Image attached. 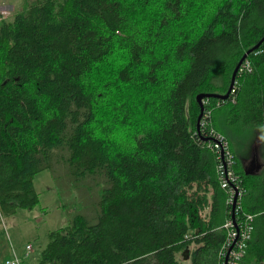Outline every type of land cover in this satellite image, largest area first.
<instances>
[{
    "label": "trees",
    "instance_id": "1",
    "mask_svg": "<svg viewBox=\"0 0 264 264\" xmlns=\"http://www.w3.org/2000/svg\"><path fill=\"white\" fill-rule=\"evenodd\" d=\"M263 37L264 0H24L0 14V228L38 204L35 174L62 166L97 199L47 232L33 264H181L184 250L224 264L233 202L236 221L253 215L239 264H264V170L241 165L251 132L264 157ZM260 40L233 92L202 98L197 129L196 95L224 93ZM208 109L236 159L240 210L200 126Z\"/></svg>",
    "mask_w": 264,
    "mask_h": 264
},
{
    "label": "rangeland",
    "instance_id": "2",
    "mask_svg": "<svg viewBox=\"0 0 264 264\" xmlns=\"http://www.w3.org/2000/svg\"><path fill=\"white\" fill-rule=\"evenodd\" d=\"M23 1L0 0V14L4 19L11 20L14 14L21 9ZM210 111V117H212V109ZM259 136H261L259 131L251 132L246 138L243 150L256 144L257 140L261 143ZM256 146L261 148L260 144ZM234 161L236 162L235 157ZM64 172L63 167L59 166L55 177L52 171L47 169L36 173L33 185L39 195L38 204L30 209L17 208L14 213L2 218L0 264H4L6 256H11V248L16 250L17 255H20V264H33L41 246L46 241L49 230L67 224L69 216L78 211L91 213L92 205L97 199L98 187L93 186V180L88 176L74 180ZM252 217L253 215L250 214L249 219ZM26 244L31 247L27 255L23 253ZM177 259L181 264H190L188 250L179 252Z\"/></svg>",
    "mask_w": 264,
    "mask_h": 264
},
{
    "label": "bare ground",
    "instance_id": "3",
    "mask_svg": "<svg viewBox=\"0 0 264 264\" xmlns=\"http://www.w3.org/2000/svg\"><path fill=\"white\" fill-rule=\"evenodd\" d=\"M258 46H259V44H258ZM256 48H254V49H256ZM246 67H248V65H246ZM249 69H247V70H249ZM233 85H234V80L232 82V86H231V88H230V90L228 92V95H229V93H230L231 90H232L231 92H233V90H234V89H232L233 88ZM198 94H200V93H198ZM204 94H206V93H204ZM197 95H196V100H197ZM203 97H209V96H203ZM212 97H215V96H212ZM202 98L200 99V101L197 100L198 105H199V112H200V106L202 107V111H203ZM232 101H234V98H232ZM210 113H211L210 109L206 110L203 113V118H202L201 123H200V126L201 127H202V124H205V127L212 128L211 127V117H210ZM201 116H202V112H201V115L199 117V120H200ZM196 121H197V118H196ZM198 128H199V121H198V124H197V129ZM210 135L211 136H210L209 140L211 138H213L212 140H210V143H211V145L215 148V150L219 154V162L216 164V170H217L218 177H219V183L223 179V172H225L226 173L227 181L230 182L233 185V188H234V192L233 193H230L228 187L224 188L220 184V186L222 188H224L228 192V197L226 196V202H231L234 199V197L236 196L237 199H238V203H237L235 209L236 210H240L241 209V206H240V202L239 201L242 200V195L244 193V188L242 187V184H240L239 180L237 182L232 177V174L234 173V171H233V165L235 164V161H234V163H232V161H231L232 157H233V160H234V156H233L232 150L229 149L228 140L225 138V136L223 134H221L220 132L215 131V129L212 128L210 130ZM222 138H224V141H223ZM234 174H236V173H234ZM237 187H239V189L241 191L240 194H238V192H237L238 191L237 190ZM233 209H234V202L232 203V214H231L232 216L229 217V218H227L224 223H227L228 221H231L233 223V225L236 226V239H237V235H239V237H238V239L236 241H237V243L241 244V247L240 248H233L232 246H230L229 249L226 251L227 252L226 255H225V253L222 255V257L223 256L225 257L224 258V264H226L225 263V260H226L227 263H228V260H229V264H239L242 256L244 255V250H245V247H246V241L249 239L250 232H251V229H252V224L250 222L251 219H249L250 213H243V217H241L239 220L236 221V218H233ZM223 227L226 229L227 236H228L230 230L225 227V224L223 225Z\"/></svg>",
    "mask_w": 264,
    "mask_h": 264
},
{
    "label": "built area",
    "instance_id": "4",
    "mask_svg": "<svg viewBox=\"0 0 264 264\" xmlns=\"http://www.w3.org/2000/svg\"><path fill=\"white\" fill-rule=\"evenodd\" d=\"M202 127L204 128L205 127V124H202ZM223 141H224V138H222ZM232 155V154H231ZM232 163H234V160H233V157L231 159ZM232 177L238 182V178H237V175L236 174H232ZM220 184L222 187L226 188L228 187L229 188V191L230 193H233L234 192V188H233V185L227 181V178H226V173L223 172V179L220 181ZM237 192L238 194L241 193L239 187H237ZM225 224V227L228 228L230 230L229 232V235L227 236V242H225L220 250H219V256L222 257V255L227 251V249L232 246L233 248H240L241 247V244L237 243L236 241V228L234 227L233 223L231 221H228L227 223H224ZM223 224V225H224ZM30 245L29 244H26L25 245V251H24V254L27 255L29 249H30ZM4 264H20V258L17 257V256H14L10 259H6L4 260Z\"/></svg>",
    "mask_w": 264,
    "mask_h": 264
},
{
    "label": "crops",
    "instance_id": "5",
    "mask_svg": "<svg viewBox=\"0 0 264 264\" xmlns=\"http://www.w3.org/2000/svg\"><path fill=\"white\" fill-rule=\"evenodd\" d=\"M260 140H261V136ZM257 145H261V148H259ZM253 144L250 148H246L242 153H241V165L243 168L246 170L253 171V172H261L264 170V157H263V151H262V142L259 143V140H257V143ZM260 151H259V149ZM207 211H205V214ZM3 226V223H2ZM31 249V248H30ZM11 256H6V259H10L14 256H17L20 258V255H17L16 250L14 248H11ZM25 251V249H24ZM24 253V252H23Z\"/></svg>",
    "mask_w": 264,
    "mask_h": 264
},
{
    "label": "water",
    "instance_id": "6",
    "mask_svg": "<svg viewBox=\"0 0 264 264\" xmlns=\"http://www.w3.org/2000/svg\"><path fill=\"white\" fill-rule=\"evenodd\" d=\"M263 39H264V37H263L261 40H263ZM261 40L258 41L253 47H251V48H249L248 50H246V51L242 54V56L240 57V59L237 61L236 65H235V67H234V69H233V71H232V74H231V80H230L229 87H228V89H227L224 93H222V94H215V93H206V94H204V93H200V94L197 95V100L200 101V99H201L203 96H215V97L220 98V99H224L225 97H227L228 92H229V90H230V88H231V86H232V82H233V80H234V77H235V73H236L237 67L239 66L240 62L245 58L246 54H247L248 52H250L251 50H253L254 48H256V47L258 46V44L261 42ZM201 112H202V107L200 106V112H199V114L197 115V124H198V121H199V117H200V115H201Z\"/></svg>",
    "mask_w": 264,
    "mask_h": 264
}]
</instances>
